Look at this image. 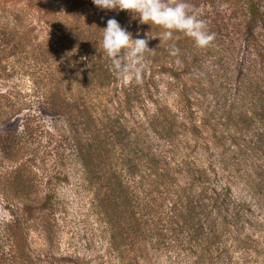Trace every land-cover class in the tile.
I'll list each match as a JSON object with an SVG mask.
<instances>
[{"label": "trees", "instance_id": "1", "mask_svg": "<svg viewBox=\"0 0 264 264\" xmlns=\"http://www.w3.org/2000/svg\"><path fill=\"white\" fill-rule=\"evenodd\" d=\"M205 1L187 0L192 11L204 21L207 30L215 33L214 38L221 41L223 27L219 26L218 20L207 13L200 16L202 10L199 11V5ZM60 2L0 0V7H6L11 12L4 20L2 36L11 48V54L32 53V57H26L24 68L38 87L42 80L47 79L52 80L57 89L63 81L65 84L71 81L81 90L84 88L89 92L88 96L101 89L109 90L108 105L104 103L97 108L96 98L83 102L88 121L81 122L83 132H78L76 123L74 137L77 156L87 176L99 180L91 165L97 166L101 162L108 165L103 172L105 176L99 181L96 214L104 215L113 246L119 247L121 252L123 248H138L135 255L137 260L146 258L152 252L160 254L167 248L180 246L181 254L190 253L201 259L211 247L216 252L220 250L218 253L233 249L239 251L234 261L236 264L239 261L241 264H264V221L254 210L264 205V77H257L254 82L253 74L248 72L254 65L264 67V0H237L238 15L234 18L240 27L229 44L240 40L241 54L244 56L246 53L247 62L245 68L239 64L229 71L235 75L234 85L235 90L240 92L241 110L237 113L229 110L225 116L226 125L231 121L248 128L256 122L261 130L255 131V139L246 140L245 147L250 150L249 153L243 152L246 157H235L231 164L225 153L227 148L224 150L220 147L223 138H216L212 133L215 124L214 128L208 125L211 123L207 115L201 117V122H186L188 131L200 130L202 136L205 134L203 139L208 145L205 149L213 150L212 146L216 145L220 151L214 158L210 157L205 165L197 164L195 158L188 159L189 154L181 152V177H177L165 164L161 165L162 157L150 149L147 141L139 138L123 117L125 110H131L134 104L139 105L141 98L146 97L140 90V83L125 84L115 76L111 62L101 47L102 29L110 18H115L122 28L132 33L133 38H145V33L159 36L162 29L141 24L139 18H133L134 14L127 10L100 9L92 0L79 1L76 5L79 10L72 15L68 10L55 16ZM15 6H20L19 10L15 11ZM73 6L72 1L69 9ZM33 16H38L49 27L42 40H37L40 33L34 32L35 26L31 23ZM176 35L179 38L175 40V45L180 52L181 43H184L181 37L184 36ZM155 38L148 40L149 49H152V43L158 42L161 46L159 58L169 56L174 61L175 57L169 55L173 41L160 42L159 37ZM228 50L229 56L235 53L234 46ZM150 54L146 53V58ZM54 55H60L57 69L52 72L42 70L51 65ZM180 56L178 53L179 60ZM174 73L172 76L175 77ZM193 94L198 101L200 93L194 91ZM191 95L184 96L182 93L181 98L187 102L185 109L193 113L197 105L195 107L191 103ZM76 100H82V97L71 98L73 102ZM156 105L152 117L160 115L161 119L159 122H154L156 118L147 119L148 125L153 130L159 128V132L156 131L160 136L173 139L175 115L163 113L162 105ZM199 105L203 107L201 102ZM231 138L230 143L237 144L236 137ZM257 152L261 154L260 161L257 160L258 156L257 159L249 157ZM247 160L253 165L245 171ZM237 177L247 182L252 190L249 195L241 198L233 196L232 182ZM124 215H134L128 227L130 233L124 232ZM145 225L150 228L144 229ZM246 227L248 230L245 231ZM10 236L11 232L0 230V242L9 240ZM14 254V250L0 243V255L10 259Z\"/></svg>", "mask_w": 264, "mask_h": 264}, {"label": "rangeland", "instance_id": "2", "mask_svg": "<svg viewBox=\"0 0 264 264\" xmlns=\"http://www.w3.org/2000/svg\"><path fill=\"white\" fill-rule=\"evenodd\" d=\"M72 1L74 6L69 9ZM79 1L61 0L55 16L68 10L70 15L76 13ZM237 6V0H207L200 4V16L207 13L223 27L221 41L214 38L210 46L201 49L190 38L181 37L184 43H181L178 65H174L178 57L174 61L169 56L159 58L160 43H152L153 51L146 58V71L139 84L146 98H141L140 104H134L131 110L124 111L123 117L139 138L147 141L150 149L162 157L161 165L165 164L177 177H181V152L188 153V159L195 158L197 164L205 165L210 157L216 156L220 147L227 148L225 153L231 163L235 157H246L243 152H250L245 147L246 140L255 139V131L261 130L256 122L248 128L231 121L225 124L229 110L232 113L241 110L240 92L234 85L235 75L229 71L239 64L245 68L247 62L246 53L241 54L242 42L229 44L240 27L234 18L238 15ZM14 8L17 11L20 6ZM9 13L6 7H0V230L11 232L9 240L0 243L15 254L10 259L0 255V264H236L239 251L233 249L218 253L220 250L216 252L211 247L201 259L190 253L181 254L180 246L167 248L160 254L152 252L137 260L138 248L128 246L129 249L123 248L121 252L119 247L113 246L104 215L96 214L99 181L105 176L103 172L108 165L105 162L91 165L99 180L87 176L78 159L74 137L76 123L80 132L81 122L88 121L83 102L96 98L97 108H101L110 92L101 89L88 96L89 92L71 81L69 84L63 81L57 89L53 81L47 79L38 87L24 68L26 57H32V53L11 54V48L2 36L4 20ZM37 17L33 16L31 23L35 26L34 32L40 33L37 40H42L49 27ZM208 32L215 37V33ZM233 46L235 53L229 56L228 49ZM52 58L51 65L42 70L52 72L57 69L60 55ZM263 68L258 64L248 70L253 74L254 82L257 77H264ZM194 91L200 93L198 101L192 96ZM182 93L184 96L192 93L191 103L197 105L193 113L185 109L187 102L181 98ZM74 96L76 99L82 97V100L71 101ZM200 102L203 107H199ZM156 104L162 105L163 113L175 115L173 139L160 136L159 128L155 126L153 130L148 125L147 119L156 118L154 122L161 119L160 115L152 117ZM206 115L211 123L208 125L214 128L215 124L212 133L216 138H223L220 147L213 145V150L205 149L208 145L200 130H187L186 122H201V117ZM231 137H236L237 144L230 143ZM260 155L257 152L249 157L257 159ZM251 165L247 160L244 170H249ZM251 191L244 179L233 180L234 197H245ZM261 207L254 210L264 221V205ZM133 216L124 215V232L130 233L128 227ZM143 227L150 228L148 225Z\"/></svg>", "mask_w": 264, "mask_h": 264}, {"label": "clouds", "instance_id": "3", "mask_svg": "<svg viewBox=\"0 0 264 264\" xmlns=\"http://www.w3.org/2000/svg\"><path fill=\"white\" fill-rule=\"evenodd\" d=\"M100 9L127 10L138 17L141 24L158 26L159 36L145 33V38H133L131 32L122 28L115 18L107 20L102 30L101 47L110 60L115 76L123 83L142 82L146 71V53L152 52L148 40L159 37L160 42L173 41L169 55L177 57L179 49L176 34L190 38L197 48L210 46L214 35L209 33L203 20L191 9L187 0H92ZM139 37V33H137ZM179 64L180 60L177 59Z\"/></svg>", "mask_w": 264, "mask_h": 264}]
</instances>
